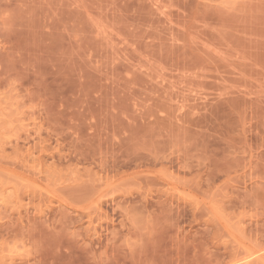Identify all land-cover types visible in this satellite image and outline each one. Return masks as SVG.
Returning a JSON list of instances; mask_svg holds the SVG:
<instances>
[{"label": "rangeland", "instance_id": "obj_1", "mask_svg": "<svg viewBox=\"0 0 264 264\" xmlns=\"http://www.w3.org/2000/svg\"><path fill=\"white\" fill-rule=\"evenodd\" d=\"M0 264H264V0H0Z\"/></svg>", "mask_w": 264, "mask_h": 264}]
</instances>
